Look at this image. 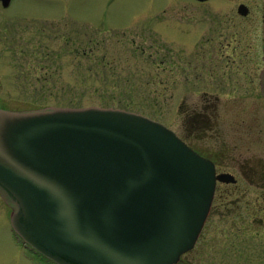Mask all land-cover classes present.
<instances>
[{"label": "water", "instance_id": "water-1", "mask_svg": "<svg viewBox=\"0 0 264 264\" xmlns=\"http://www.w3.org/2000/svg\"><path fill=\"white\" fill-rule=\"evenodd\" d=\"M216 178L233 180L141 112L0 107V196L10 225L55 264L177 263L203 228Z\"/></svg>", "mask_w": 264, "mask_h": 264}, {"label": "rangeland", "instance_id": "rangeland-1", "mask_svg": "<svg viewBox=\"0 0 264 264\" xmlns=\"http://www.w3.org/2000/svg\"><path fill=\"white\" fill-rule=\"evenodd\" d=\"M238 1L0 3V107H122L184 138L183 111L202 96L185 77L189 53L207 34H222L231 42L227 50L246 49L260 38L256 20L236 11ZM9 212L0 196V264H54L17 238ZM229 212L213 203L194 245L174 264H264V218Z\"/></svg>", "mask_w": 264, "mask_h": 264}, {"label": "flooded vegetation", "instance_id": "flooded-vegetation-1", "mask_svg": "<svg viewBox=\"0 0 264 264\" xmlns=\"http://www.w3.org/2000/svg\"><path fill=\"white\" fill-rule=\"evenodd\" d=\"M236 11L256 20L260 38L254 45L238 50L236 46L227 50L225 47L231 42L222 40V34L219 38L212 34L201 38L187 57L192 67H187L189 76L185 77L191 80V90L195 88L202 96L194 100L188 111L181 109L187 118L180 121L184 138L180 137L213 163L215 175L232 176L233 180L228 181L215 179L209 212L216 203L230 208L229 213L240 218L261 219L264 218V94L259 81L263 67L264 0H239Z\"/></svg>", "mask_w": 264, "mask_h": 264}, {"label": "trees", "instance_id": "trees-1", "mask_svg": "<svg viewBox=\"0 0 264 264\" xmlns=\"http://www.w3.org/2000/svg\"><path fill=\"white\" fill-rule=\"evenodd\" d=\"M232 222V221H231ZM239 223H241L240 221H239ZM234 224H235V222H234ZM238 233H236V235H237Z\"/></svg>", "mask_w": 264, "mask_h": 264}]
</instances>
